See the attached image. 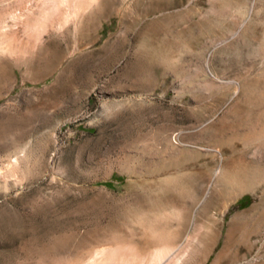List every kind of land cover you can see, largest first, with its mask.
<instances>
[{
  "label": "rangeland",
  "instance_id": "rangeland-1",
  "mask_svg": "<svg viewBox=\"0 0 264 264\" xmlns=\"http://www.w3.org/2000/svg\"><path fill=\"white\" fill-rule=\"evenodd\" d=\"M0 264H264V0H0Z\"/></svg>",
  "mask_w": 264,
  "mask_h": 264
}]
</instances>
